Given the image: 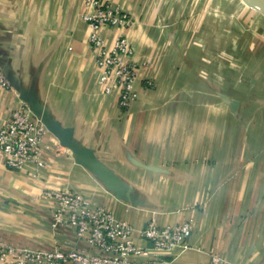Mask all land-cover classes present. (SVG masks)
Wrapping results in <instances>:
<instances>
[{
    "label": "crops",
    "instance_id": "obj_1",
    "mask_svg": "<svg viewBox=\"0 0 264 264\" xmlns=\"http://www.w3.org/2000/svg\"><path fill=\"white\" fill-rule=\"evenodd\" d=\"M103 1L132 20L101 27L105 44L123 34L134 61H144L123 110L97 81L81 0H0L9 83L0 87V126L24 101L32 117L71 129L66 147L43 138L36 177L0 165V239L93 250L50 229L40 194L67 189L137 229L189 220L188 248L161 252L160 264H264V13L244 0ZM161 20L173 22L170 34ZM225 51L233 55L226 68L247 79L211 76Z\"/></svg>",
    "mask_w": 264,
    "mask_h": 264
},
{
    "label": "built area",
    "instance_id": "obj_2",
    "mask_svg": "<svg viewBox=\"0 0 264 264\" xmlns=\"http://www.w3.org/2000/svg\"><path fill=\"white\" fill-rule=\"evenodd\" d=\"M81 3L85 11L80 16L87 27L97 81L103 93L115 90L117 108L126 109L136 99L134 82L137 69L144 61L140 65L134 61L133 48L123 34H117L106 45L99 30L104 26L124 29L132 23L131 17L103 0H81ZM152 84L151 80H144V87ZM0 87L9 88L1 69ZM21 105L23 108L11 110L0 126V165L13 171H27L36 177L44 167L42 140L53 135L39 118L31 116L24 101ZM40 195L50 202V229L55 233L66 229L93 250L62 246L56 239L50 248L0 239V264H160L164 261L161 252L188 248L189 220L165 226L148 220L137 229L116 219L105 206H92L78 192L54 189L43 190ZM137 236L147 245L137 244L134 241Z\"/></svg>",
    "mask_w": 264,
    "mask_h": 264
},
{
    "label": "rangeland",
    "instance_id": "obj_3",
    "mask_svg": "<svg viewBox=\"0 0 264 264\" xmlns=\"http://www.w3.org/2000/svg\"><path fill=\"white\" fill-rule=\"evenodd\" d=\"M159 23V26L161 27V29L166 33V35L167 34H170V32H172L171 30H173V27H172V24H173V22H171V21H163V20H161V21H159L158 22ZM176 42H177V38H168V43H169V45L171 46V47H173V46H175V44H176ZM226 42V40H224L223 42H222V44H224ZM211 55H208L207 56V58H205V60L204 61H206V63H209V62H207V61H214L213 59H212V57H210ZM209 57V58H208ZM221 57H222V61H221V68L219 69V71L218 70H216V71H210V73H211V76H213V74L212 73H214V74H219V76H218V78L220 79V80H226L227 81V83L229 82V83H232L235 79H241V80H245V79H247L248 77H249V75L248 74H244V73H242L241 71H237V70H229V69H227L226 68V65H225V62H227V61H230V59H232L231 57H233V55L232 54H228L226 51L225 52H223V53H221ZM218 58H219V56H218ZM207 59V60H206ZM208 72V71H207ZM238 72V73H237ZM232 81V82H231ZM241 85H239L238 84V86H237V90L239 91V92H241V93H243V88L241 89V87H240ZM222 96H224V97H222ZM219 97H221L225 102H226V104H227V106L229 105V101H230V99H228V98H226L225 97V95H219ZM228 108H229V106H228ZM231 108V110L233 111V108L234 107H230ZM230 108H229V110H230Z\"/></svg>",
    "mask_w": 264,
    "mask_h": 264
},
{
    "label": "water",
    "instance_id": "obj_4",
    "mask_svg": "<svg viewBox=\"0 0 264 264\" xmlns=\"http://www.w3.org/2000/svg\"><path fill=\"white\" fill-rule=\"evenodd\" d=\"M250 6H256L260 12L264 13V0H244ZM42 122V121H41ZM45 128L58 140L59 145L66 147L69 145L71 129L62 128L57 122L44 123Z\"/></svg>",
    "mask_w": 264,
    "mask_h": 264
},
{
    "label": "bare ground",
    "instance_id": "obj_5",
    "mask_svg": "<svg viewBox=\"0 0 264 264\" xmlns=\"http://www.w3.org/2000/svg\"><path fill=\"white\" fill-rule=\"evenodd\" d=\"M254 7H256V6H254ZM256 8H258V7H256ZM259 9V8H258Z\"/></svg>",
    "mask_w": 264,
    "mask_h": 264
}]
</instances>
